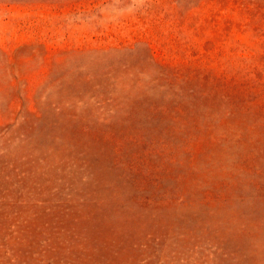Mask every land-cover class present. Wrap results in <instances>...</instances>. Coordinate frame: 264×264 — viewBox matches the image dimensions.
I'll return each mask as SVG.
<instances>
[{
    "label": "rangeland",
    "instance_id": "374dc122",
    "mask_svg": "<svg viewBox=\"0 0 264 264\" xmlns=\"http://www.w3.org/2000/svg\"><path fill=\"white\" fill-rule=\"evenodd\" d=\"M0 264H264V0H0Z\"/></svg>",
    "mask_w": 264,
    "mask_h": 264
}]
</instances>
